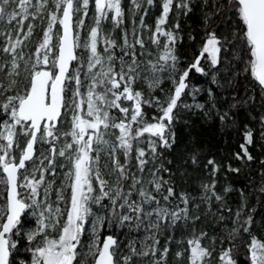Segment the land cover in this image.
<instances>
[{
	"label": "snow or ice",
	"instance_id": "obj_1",
	"mask_svg": "<svg viewBox=\"0 0 264 264\" xmlns=\"http://www.w3.org/2000/svg\"><path fill=\"white\" fill-rule=\"evenodd\" d=\"M0 264H264V0H0Z\"/></svg>",
	"mask_w": 264,
	"mask_h": 264
},
{
	"label": "trees",
	"instance_id": "obj_2",
	"mask_svg": "<svg viewBox=\"0 0 264 264\" xmlns=\"http://www.w3.org/2000/svg\"><path fill=\"white\" fill-rule=\"evenodd\" d=\"M202 82V81H201ZM200 102H203L202 98L198 97ZM192 101L189 100V103ZM187 121V124L184 123ZM178 135L182 138V140L187 141L190 135L198 136L202 142L206 145H215L220 142V133L218 130V126L215 124L206 121L202 116L194 115L192 113H185L182 116L181 121L177 124ZM230 137L238 138L239 134L237 132H233L229 134ZM252 179L250 174L247 172L238 178L229 177V180L234 181L237 187H242L244 183ZM258 181V177L255 178ZM253 205H256V200L251 201ZM257 235H260L259 231H257ZM247 239V238H245ZM239 255L244 257L246 255V250L241 245L239 249Z\"/></svg>",
	"mask_w": 264,
	"mask_h": 264
}]
</instances>
